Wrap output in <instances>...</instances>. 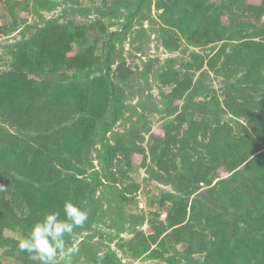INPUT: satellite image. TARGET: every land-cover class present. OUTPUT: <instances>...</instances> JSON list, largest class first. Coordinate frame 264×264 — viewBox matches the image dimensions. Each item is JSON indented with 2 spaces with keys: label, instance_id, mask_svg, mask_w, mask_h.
<instances>
[{
  "label": "rangeland",
  "instance_id": "374dc122",
  "mask_svg": "<svg viewBox=\"0 0 264 264\" xmlns=\"http://www.w3.org/2000/svg\"><path fill=\"white\" fill-rule=\"evenodd\" d=\"M236 1L0 0V180L37 203L0 181V264L69 200L73 264H264V0Z\"/></svg>",
  "mask_w": 264,
  "mask_h": 264
},
{
  "label": "clouds",
  "instance_id": "9594fccd",
  "mask_svg": "<svg viewBox=\"0 0 264 264\" xmlns=\"http://www.w3.org/2000/svg\"><path fill=\"white\" fill-rule=\"evenodd\" d=\"M88 220L80 204L65 201L60 210L43 214L18 240V249L28 254L34 264H73L77 249L69 241Z\"/></svg>",
  "mask_w": 264,
  "mask_h": 264
},
{
  "label": "trees",
  "instance_id": "16d2710c",
  "mask_svg": "<svg viewBox=\"0 0 264 264\" xmlns=\"http://www.w3.org/2000/svg\"><path fill=\"white\" fill-rule=\"evenodd\" d=\"M193 2L195 3V7L198 8L199 7L198 6L199 3H196L195 1H193ZM244 3H245V0H237L236 1V10L238 12H242L243 11ZM8 32H9L8 28L0 29V33L6 34ZM27 56L30 59L34 58V55L31 52H29ZM49 63H50L49 61H45V62L42 63V66L43 67H49V65H50ZM60 68L64 69V66L61 65ZM22 78L23 77L19 74V78L16 80L17 86H22V85H24V83H26V85L29 86L30 82L28 80H25V79H22ZM18 89H19V87H18ZM10 90H12L11 87H10ZM31 90L35 91L34 89H31ZM21 93L22 92L18 91V95H20ZM36 96H37L36 93H32V94L29 93V95H28L29 105H31V104L36 102V100H37ZM23 97L25 98V96H23ZM22 105H24V104H22ZM27 111L31 112V110L29 108L27 109ZM21 118H22L21 115H20V118H15V119H14V116L10 115L9 125L14 127V128L20 127L22 125ZM5 120H7V119H5ZM22 120H23V123H25V119L22 118ZM260 141L264 145V138H261ZM8 142H9L8 143L9 145L7 144L6 148L9 149L11 151V153H13L14 155H17L16 157H18L19 160L22 161L21 163L23 165L27 164L28 156L30 154L29 153V149H27V148L20 149L19 140L18 139H14L13 138V139L9 140ZM258 148H260L259 145H256V144L252 143V149L258 151ZM254 152H256V151H254ZM234 154L235 153L232 152V151H226L225 156H227L228 159L230 160L231 158H233ZM236 156H237V154H235V157ZM31 165H28V166L29 167H33ZM30 175L31 176L34 175V172L33 171L28 172L27 176H30ZM0 181L2 182V186H3L4 190L9 195L12 207L15 210H18L23 215H28V213H31V211H34V209L37 206L36 198H34L31 195H27L26 193L22 192L21 190H17L16 187H15L14 181H12L10 179H6L5 181H3V179H1ZM259 181H261V178H260ZM258 183L260 184V182H258ZM52 207H53V205H52ZM52 207L51 206L45 207V210L53 211L54 209ZM9 255H11V254H9ZM18 257H19L20 260H23V261L26 260V255L25 254H22V255H20Z\"/></svg>",
  "mask_w": 264,
  "mask_h": 264
}]
</instances>
